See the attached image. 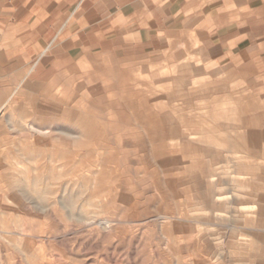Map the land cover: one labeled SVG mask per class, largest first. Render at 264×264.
Returning a JSON list of instances; mask_svg holds the SVG:
<instances>
[{
	"label": "rangeland",
	"instance_id": "374dc122",
	"mask_svg": "<svg viewBox=\"0 0 264 264\" xmlns=\"http://www.w3.org/2000/svg\"><path fill=\"white\" fill-rule=\"evenodd\" d=\"M92 23L82 22V36L33 38L19 67L0 68L1 103L55 38L0 113V160L20 161L1 175L18 188L0 180L20 193L17 203L0 198V208L23 217L0 229V264H264V35L229 37L211 52L217 38L202 21L141 36L123 19ZM112 68L119 77H108ZM173 77L185 85L168 83ZM107 80L116 82L111 91ZM123 80L159 81L158 95L176 92L162 102L175 115L169 123L221 126L227 141L166 131L147 139L131 115L138 104L122 98ZM28 82L71 99L47 129L48 118H29L33 138L10 126L17 104L32 112L31 99L47 102ZM95 83L100 105L87 101Z\"/></svg>",
	"mask_w": 264,
	"mask_h": 264
},
{
	"label": "crops",
	"instance_id": "0c3cea01",
	"mask_svg": "<svg viewBox=\"0 0 264 264\" xmlns=\"http://www.w3.org/2000/svg\"><path fill=\"white\" fill-rule=\"evenodd\" d=\"M105 16L109 20L123 19L128 21L129 27L137 30L140 36L166 29L175 30L181 26V22H187V25L190 26L196 21H202L208 32L214 33L217 38L216 42L209 43L215 47L210 50L211 52L216 50L224 51L229 37L264 35V0H0V68L6 67L7 64L5 65V63H8V66L12 68L19 67V54L21 51L32 50L31 47L33 46L30 45L35 43L33 38L57 35L82 36L83 21H92V26H94L103 20ZM68 19L76 21L70 32H56L58 22ZM232 21H235V23ZM95 28L93 27L92 29ZM26 39L28 44L23 45L21 49L20 42L21 40L24 42ZM54 39L38 53V60L28 69L20 84L27 74L32 71L36 63L39 62V59L44 57ZM101 72V68L96 67L95 74L98 75ZM107 75L109 78L119 77V73L114 68L110 69ZM167 82L176 87L185 85L184 80L180 77L170 78ZM115 83L112 80H107L104 81L103 87L111 91L114 89ZM120 83L124 89L122 93L124 97L122 98L138 104V109L134 113L131 111V115L142 118L137 126L142 128L147 139H149L147 136L149 132L156 134L158 139V136L161 137L162 135L160 136V134L166 131L174 134L184 132L201 133L204 134L203 140L209 142L217 140L227 141V129L225 128L222 131L221 126L202 125L198 120H195L189 127L176 125L174 119H172L173 122L169 123L167 117L173 118L175 115L173 113L166 114L162 102L165 99L172 100L175 98L176 92H167L164 96L158 95L155 93L157 90L154 86L159 84V81L152 82L150 85L135 82L132 85L133 87H128L127 82L124 80L120 81ZM20 84L0 103V113L10 105L12 97ZM49 87L50 84L44 82L37 84L28 82L25 84L26 90L41 89L47 95V102L40 104L35 99H31L32 112L22 104H17L13 108L14 114L19 116L20 119L14 120L10 126L11 128L20 127L19 131L22 137L33 138V134L37 131L35 122H30L29 118L38 116L48 118L47 123L44 124V128L47 129V127L51 126V118L56 115L60 117L68 115V101H71V99L50 94ZM82 88L83 83L79 82L76 85V89L81 90ZM87 91L91 94L87 101L100 105L101 101L104 100V97L99 95L100 85L98 83L92 84ZM21 94H24V92H21ZM107 100L110 101L112 99L108 98ZM152 101L157 103L154 105L149 103ZM76 106L78 107V105ZM184 115L186 114H181L180 116ZM200 115H202L201 111L195 114L196 117H201ZM186 116L191 115L187 114ZM4 129L0 121V131ZM140 139L142 141L141 137ZM19 162L17 160H0V180H15L14 178H3L1 175H3L7 166ZM5 189L9 190L6 195H4V192V194L0 193L2 196L14 195L13 190H10L12 188L6 186L2 188V191Z\"/></svg>",
	"mask_w": 264,
	"mask_h": 264
},
{
	"label": "bare ground",
	"instance_id": "6f19581e",
	"mask_svg": "<svg viewBox=\"0 0 264 264\" xmlns=\"http://www.w3.org/2000/svg\"><path fill=\"white\" fill-rule=\"evenodd\" d=\"M10 183H12V184L9 185V186L12 187V188L13 187L18 188V186H19V182H14L13 180H11L10 182H8V184H10ZM2 184L3 183L0 184V193H2V194L5 193L4 195H6V193L8 192L9 189H5L4 191H2V188H5L8 184H7V182H6V185H2ZM21 192H23V190H21ZM18 195L15 194V192H14V195H12V196H8V195L7 196H2L0 194V198L4 199L5 202H8L9 201V202H12V203L15 204V203H17L16 202V200H17L16 197H18ZM24 196H25V198H29L28 195H24ZM25 217H27V216H25ZM14 218H16V219H18V218L20 219L21 218L22 219L23 217L22 216H19L18 214H12L10 212V210H7L6 208L5 209L4 208H0V229L5 228V227H10V225L12 226L13 225L12 221H13ZM7 232L10 233L9 231H7Z\"/></svg>",
	"mask_w": 264,
	"mask_h": 264
}]
</instances>
